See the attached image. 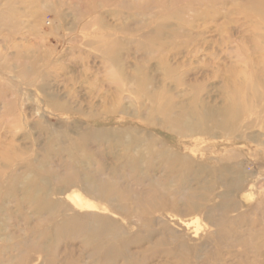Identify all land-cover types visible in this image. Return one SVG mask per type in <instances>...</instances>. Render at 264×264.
<instances>
[{
	"label": "rangeland",
	"instance_id": "1",
	"mask_svg": "<svg viewBox=\"0 0 264 264\" xmlns=\"http://www.w3.org/2000/svg\"><path fill=\"white\" fill-rule=\"evenodd\" d=\"M138 152L153 181L125 175ZM152 153L187 159L188 182ZM69 155L103 179L120 169L131 193L122 208L49 181L54 201L122 231L129 259L99 264H264V0H0V264L46 218L12 179L68 175ZM55 249L54 264H97L78 238Z\"/></svg>",
	"mask_w": 264,
	"mask_h": 264
},
{
	"label": "bare ground",
	"instance_id": "2",
	"mask_svg": "<svg viewBox=\"0 0 264 264\" xmlns=\"http://www.w3.org/2000/svg\"><path fill=\"white\" fill-rule=\"evenodd\" d=\"M217 112L207 111L205 118L212 119L216 116ZM218 114H223V112ZM187 125V124H184ZM75 146L71 144V147ZM150 151L151 150H147ZM71 153V152H70ZM69 153V154H70ZM72 154V153H71ZM153 157H156L161 161L162 165L168 168L167 178H175L180 183V187L188 182V179L192 175V166L189 164L187 159L177 157L174 155H168L166 153L155 154L152 153ZM70 156V155H69ZM76 157V156H75ZM70 156L71 162L73 159L74 164L78 166L70 168L68 175L54 174L48 176V172L45 170V164L38 165L40 167L32 166L26 169L24 174L25 181L19 179H12L13 183L9 186L8 194L16 196L15 194L21 193L22 197L26 199L31 206L35 215L43 218L42 226L37 229L26 233L23 238L18 240V244L15 245L18 248L15 260L17 263L22 264L27 260L28 253L31 251L34 253H42L46 256L48 264H54L56 257V245L60 242H67L72 239H80L84 244L85 248L91 251V260L94 263H113V261L121 255L125 259H129L126 255L124 247L127 246L125 240H121L122 231L108 219L94 217L93 215H84L78 212L72 211L69 207L64 204L54 201L52 199L53 194L61 193L60 191L53 192L49 181L65 183L67 187L80 186L86 193L97 195L98 198L111 201L114 197H118L120 206L125 208L126 199L131 196L125 189H122L118 184V178L120 176V169H113L108 178L103 179L101 175L104 174L103 169H98L97 172H92L83 161H80L77 157ZM142 153L131 155L127 159L125 175L139 181L141 178H150V173L153 171L154 166L149 161L145 170L141 166ZM179 166H176V163ZM204 171V170H203ZM202 171L204 175L205 172ZM198 178L195 174L194 179ZM153 181V180H152ZM151 181L152 192L157 191V184ZM168 181V180H167ZM237 184L239 181L236 182ZM159 184V183H158ZM234 186V185H232ZM209 189V188H208ZM61 190V189H58ZM210 190V189H209ZM227 195H224L226 197ZM164 198L162 195H155L150 201H138L137 207L143 208V211L159 205L161 200ZM196 197H188V205L191 210H196L198 206ZM130 199V197H129ZM139 199V198H138ZM145 209V210H144ZM70 212L66 220L57 221V217L63 212ZM141 212V214H147ZM95 222V225L91 222ZM43 227V228H42ZM27 240H25V239ZM15 239V237H13ZM10 240L12 237L10 236Z\"/></svg>",
	"mask_w": 264,
	"mask_h": 264
}]
</instances>
